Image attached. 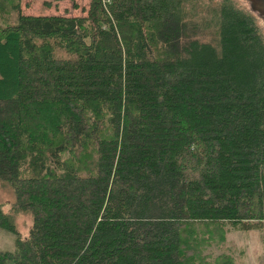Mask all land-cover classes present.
Masks as SVG:
<instances>
[{
  "label": "trees",
  "instance_id": "obj_1",
  "mask_svg": "<svg viewBox=\"0 0 264 264\" xmlns=\"http://www.w3.org/2000/svg\"><path fill=\"white\" fill-rule=\"evenodd\" d=\"M242 1L0 0V264H234L203 251L264 222V18Z\"/></svg>",
  "mask_w": 264,
  "mask_h": 264
},
{
  "label": "rangeland",
  "instance_id": "obj_2",
  "mask_svg": "<svg viewBox=\"0 0 264 264\" xmlns=\"http://www.w3.org/2000/svg\"><path fill=\"white\" fill-rule=\"evenodd\" d=\"M48 1V5H46ZM76 6H72L71 0H20V10L28 14H67L82 15L87 7L88 0H74ZM245 5V2L240 0ZM259 20V19H258ZM261 29L264 32V21L259 20ZM8 201L9 196L3 194L0 197ZM8 204L4 205L7 208ZM16 223L19 236L26 234L30 218L27 214H18ZM224 238L221 243L212 244L205 248L204 254L212 259L218 254H229L234 264H264V222L257 227L241 229L225 223ZM16 234L0 227V250H12L15 244Z\"/></svg>",
  "mask_w": 264,
  "mask_h": 264
},
{
  "label": "water",
  "instance_id": "obj_3",
  "mask_svg": "<svg viewBox=\"0 0 264 264\" xmlns=\"http://www.w3.org/2000/svg\"><path fill=\"white\" fill-rule=\"evenodd\" d=\"M252 10L264 18V0H247Z\"/></svg>",
  "mask_w": 264,
  "mask_h": 264
}]
</instances>
